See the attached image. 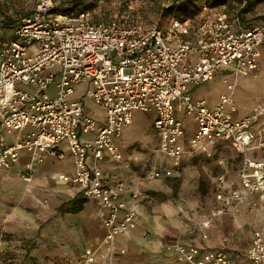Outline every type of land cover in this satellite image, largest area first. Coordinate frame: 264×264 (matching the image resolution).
Returning a JSON list of instances; mask_svg holds the SVG:
<instances>
[{
	"label": "built area",
	"instance_id": "2783aa9c",
	"mask_svg": "<svg viewBox=\"0 0 264 264\" xmlns=\"http://www.w3.org/2000/svg\"><path fill=\"white\" fill-rule=\"evenodd\" d=\"M54 3L37 0L8 35L0 34V168L9 169L22 150L41 162L47 151L56 152L64 142L75 172L60 178L107 209L102 219L104 260L96 264H125L112 260L115 240L137 225L142 191L122 180L106 183L99 161L106 152L128 166L117 139L136 111L151 112L152 126L159 135L158 150L172 163L164 173L171 175L179 168L184 151L186 125L177 115L180 112L195 125L188 139L192 149L208 152L209 145L227 141L242 157L240 188H220L215 193L216 200L229 208L211 209L197 227L209 225L221 214L235 213L243 204L257 210V202L249 197L264 193V160L250 157L247 149L254 139L251 125L264 115V103L237 118L229 93H221L210 106L204 98L193 97L190 88L223 70L256 74L264 26L240 25L239 18H231L223 5L203 4L193 17H172L160 25L138 18L94 21L89 11L53 12ZM224 82L228 90L233 89L232 81L224 78ZM80 83L86 86L77 97ZM85 100L102 109V121L86 111ZM10 135L14 138L9 142ZM161 174L152 169L147 178ZM23 179L29 181L30 176L25 174ZM225 181L224 174L218 175L220 187ZM124 191L130 192V202L121 197ZM169 245L188 264H264L261 228L253 231L243 263L224 250L202 251L186 244L180 235ZM95 261V250L87 247L77 264Z\"/></svg>",
	"mask_w": 264,
	"mask_h": 264
},
{
	"label": "crops",
	"instance_id": "0c3cea01",
	"mask_svg": "<svg viewBox=\"0 0 264 264\" xmlns=\"http://www.w3.org/2000/svg\"><path fill=\"white\" fill-rule=\"evenodd\" d=\"M263 64L264 47L257 77L237 75L228 70L213 77L233 74L245 78L244 95L243 92L237 96L230 94L236 104L235 117H242L257 103H264ZM206 83L191 86L193 97L204 98ZM85 86L78 84L75 96H80ZM219 95L208 104H216ZM85 109L98 121L104 119L102 109L90 100H85ZM94 109L100 112L99 116ZM177 115L186 125L184 151L179 168L171 175H166L164 170L172 163L157 146L149 171L159 169L162 174L156 178H141L137 165L142 163L143 157L129 153L132 142L139 138L129 129L132 123L123 128L117 139L123 158L132 162L131 168L126 169L106 152L99 161L106 183L122 180L142 191L137 204L138 223L116 237V254L112 260L125 264H188L179 259L169 245L172 238L180 235L186 244L196 245L202 251L221 249L243 263L253 231L261 228L264 233V193L255 192L249 197L257 202V210L243 204L235 213L221 214L209 225L197 227L199 221L209 216L211 209L229 208L216 200L215 193L220 188L224 191L231 186L240 188L238 171L242 157L227 141L209 145L208 152L192 149L188 139L193 134L194 122L184 113ZM251 130L254 139L247 153L252 158L264 160V115L251 125ZM155 135L159 145L157 131ZM13 138L14 135L7 136L9 142ZM74 172V161L64 142L56 152L47 151L41 162L33 161L30 154L22 150L9 169L0 168V264H77L87 247L95 250L96 258L89 264L104 260L102 219L107 209L98 199L84 196L75 184L60 178ZM25 174L30 176L29 181L23 179ZM220 174L226 179L222 187L218 183ZM121 197L130 202L129 191H124ZM78 198L85 201L79 210H72L70 201ZM120 248H124L125 253L120 254Z\"/></svg>",
	"mask_w": 264,
	"mask_h": 264
},
{
	"label": "rangeland",
	"instance_id": "374dc122",
	"mask_svg": "<svg viewBox=\"0 0 264 264\" xmlns=\"http://www.w3.org/2000/svg\"><path fill=\"white\" fill-rule=\"evenodd\" d=\"M37 0H0V34L8 35L11 29L27 12L31 11ZM60 1V0H56ZM172 0H95V6L88 10L90 12L89 18L98 21H109L113 18H138L147 21L166 23L169 18L162 19L160 15L161 8L169 5ZM229 13H236V7H230L228 4L223 5ZM234 6V5H233ZM264 14V2L256 6V8L245 15L249 19L255 17V22L264 26V19L259 18ZM14 19L10 27H4L6 22ZM264 65V64H263ZM259 70L253 77H257ZM236 76V77H235ZM224 78L232 81L233 89L228 90ZM245 78H238L237 75L225 74L224 77L217 76L212 81H207L205 84L206 90L204 97L207 103H212L216 100L220 92H225L237 96L239 93L244 95V87H246ZM199 87V86H198ZM196 93V91H195ZM247 98V95L245 96ZM96 115H100L97 109H94ZM152 113L136 111L133 117L132 124L129 129L133 133H137L139 138L129 147V153L135 152L140 157H143L142 163L138 164V170L141 178L145 179L158 146V141L155 135V129L151 123ZM192 123V122H191ZM190 127L193 125H189ZM127 134V132H126ZM128 136V135H127ZM133 159V158H132ZM128 162L126 169L131 168L132 162ZM175 238V237H174ZM174 238L169 242L172 243Z\"/></svg>",
	"mask_w": 264,
	"mask_h": 264
},
{
	"label": "trees",
	"instance_id": "16d2710c",
	"mask_svg": "<svg viewBox=\"0 0 264 264\" xmlns=\"http://www.w3.org/2000/svg\"><path fill=\"white\" fill-rule=\"evenodd\" d=\"M264 2V0H172V2L161 8L160 15L162 19L165 18H186V17H193L197 15L203 4H207L209 7H217L222 5H229L230 7H236V13H229L231 18L237 16L239 18V24L242 26H251L255 24V17L249 19L245 17L247 13L252 12L257 5ZM234 5V6H233ZM95 6V0H60L54 3L52 7L53 12H63V13H78L80 11H88L91 10ZM27 12L25 15L29 14ZM264 19V14L259 17ZM168 19V20H169ZM167 20V21H168ZM14 19L9 20L6 22L7 25L4 27L12 26ZM98 21V20H94ZM160 25L163 23L158 22ZM259 24V23H258ZM13 27V26H12ZM84 199H73L70 201L71 209L72 210H79L82 207V203Z\"/></svg>",
	"mask_w": 264,
	"mask_h": 264
}]
</instances>
